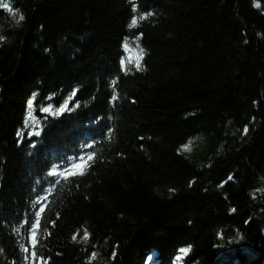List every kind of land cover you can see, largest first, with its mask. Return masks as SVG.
<instances>
[{
	"label": "trees",
	"instance_id": "16d2710c",
	"mask_svg": "<svg viewBox=\"0 0 264 264\" xmlns=\"http://www.w3.org/2000/svg\"><path fill=\"white\" fill-rule=\"evenodd\" d=\"M2 4L0 264H264V0Z\"/></svg>",
	"mask_w": 264,
	"mask_h": 264
},
{
	"label": "snow or ice",
	"instance_id": "6c2138e0",
	"mask_svg": "<svg viewBox=\"0 0 264 264\" xmlns=\"http://www.w3.org/2000/svg\"><path fill=\"white\" fill-rule=\"evenodd\" d=\"M0 6H3L4 8H7L10 12L12 11L11 7L8 5V4H2ZM137 9L136 8H133L132 11L135 12ZM147 13L145 14V16L143 17L144 19L147 18ZM21 19H23V17H21ZM138 23L137 21V18L133 17L132 18V21H131V26H136ZM140 39H143V34L141 33L140 35ZM122 51H127L128 53H130L129 57H128V60L129 61H135V65H136V68L137 70L140 69L141 67V61L143 60V56L140 54V53H135L134 55L132 54L133 53V49L129 46L128 43L126 42H123L122 45ZM120 70L121 71H127L126 67H125V62L123 59H121L120 61ZM75 91L74 90V93H73V96L75 95ZM34 106V101L33 100H29L27 102V107L28 108H32ZM79 107V106H77ZM69 111V103H65L62 107H60L59 109V113L60 115H63L64 113L68 112ZM43 112L45 114H52L53 116L56 115L55 112H53L52 108L51 107H45L43 108ZM29 119H31V113H29ZM38 135V133L36 132H33L32 133V136L33 137H36ZM35 145H33L34 147ZM91 147V146H89ZM80 162L79 163H75L71 169H68V170H65V172L63 173V175L65 176V178H71V177H74V176H77V175H83L84 174V170L85 168H87L90 164V162L92 160L95 159V156L94 155H89L87 156V158L85 159L84 156H80ZM52 175H58V173H52ZM31 240L32 242H35L36 243V235L35 236H32L31 237Z\"/></svg>",
	"mask_w": 264,
	"mask_h": 264
},
{
	"label": "rangeland",
	"instance_id": "374dc122",
	"mask_svg": "<svg viewBox=\"0 0 264 264\" xmlns=\"http://www.w3.org/2000/svg\"><path fill=\"white\" fill-rule=\"evenodd\" d=\"M185 151H186V152H189V150H188V149H186Z\"/></svg>",
	"mask_w": 264,
	"mask_h": 264
}]
</instances>
